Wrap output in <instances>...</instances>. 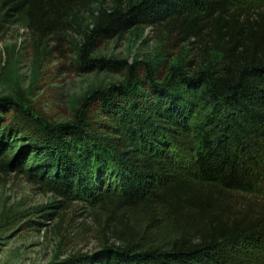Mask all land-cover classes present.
<instances>
[{
	"label": "trees",
	"instance_id": "1",
	"mask_svg": "<svg viewBox=\"0 0 264 264\" xmlns=\"http://www.w3.org/2000/svg\"><path fill=\"white\" fill-rule=\"evenodd\" d=\"M247 1L114 0L82 32L73 62L124 84L85 96L66 124L23 97L0 99V172L82 205L95 224L99 251L63 264H242L243 246L264 253V213L253 204L214 213L221 205L205 193L264 204V10ZM93 3L0 0V34L20 24L38 40L65 41ZM136 28H150L163 50L188 46L195 60L158 71L93 58Z\"/></svg>",
	"mask_w": 264,
	"mask_h": 264
},
{
	"label": "rangeland",
	"instance_id": "2",
	"mask_svg": "<svg viewBox=\"0 0 264 264\" xmlns=\"http://www.w3.org/2000/svg\"><path fill=\"white\" fill-rule=\"evenodd\" d=\"M113 1L94 0L88 9L77 13L73 17L75 28L64 34L65 41L54 36L38 40L20 24L8 25L0 34V99L17 101L23 97L50 121L66 124L85 96L124 84L121 74L103 70L86 73L76 69L73 62L82 32L91 25L97 11L110 8ZM246 3L249 9L264 10V0ZM92 55L94 59L128 64L143 62L158 71L165 65L184 66L195 60L188 46L163 50L150 28H136L103 42ZM179 170L193 177L186 166ZM194 182L197 191L206 188ZM205 190L221 205L214 207V213L244 212L252 204L264 213L260 197ZM95 232V224L82 205H63L59 197L23 176L0 172V264H63L73 256L99 251ZM263 255L261 249L243 246L237 258L242 264L246 262L243 258L264 262Z\"/></svg>",
	"mask_w": 264,
	"mask_h": 264
}]
</instances>
